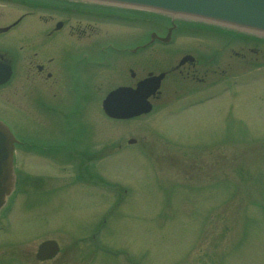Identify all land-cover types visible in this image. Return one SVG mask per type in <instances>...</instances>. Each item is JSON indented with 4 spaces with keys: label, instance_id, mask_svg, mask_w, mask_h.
<instances>
[{
    "label": "rangeland",
    "instance_id": "rangeland-1",
    "mask_svg": "<svg viewBox=\"0 0 264 264\" xmlns=\"http://www.w3.org/2000/svg\"><path fill=\"white\" fill-rule=\"evenodd\" d=\"M18 11L0 4V27L13 21ZM87 23L92 27V21ZM92 28L95 35L101 33L117 43L133 42L134 34L143 42L148 32L140 35V29L113 23ZM46 30V24L28 16L0 34V51L22 64L26 46L39 59L51 56L55 61L64 59L68 48L87 50L85 43L63 33L45 42L41 36ZM221 39L228 42L225 36ZM176 43L174 47L181 49L169 57L174 63L181 53L196 49L206 53V59L219 46L214 39L191 37H180ZM232 48L243 56L239 63L233 60L235 54L230 59L233 70L241 67L234 73L233 81L238 83L234 100L224 95L187 108L182 101L195 102L189 98L194 89L189 83L174 84L178 80L172 77L162 84V96L154 102L156 112L132 121L103 116L100 101L110 79L97 75L100 70L82 68L84 76L75 87L86 92L91 85L94 90L92 100L84 103L83 128L94 138L87 141L91 146L109 142L105 158L90 169L98 182L110 181L114 195L108 199L94 184L81 181L76 173L79 163L57 154L21 151L19 190L2 214L6 227L0 233V264H58L59 258L66 264H264V67L244 71L253 62L250 52L240 50L238 44ZM151 51L150 60L142 52L138 62L154 68L168 62L160 51ZM255 59L264 64L262 54ZM17 69L22 72L20 66ZM222 80L235 85L229 76ZM46 92L38 80L16 77L0 89V119L28 142L70 141L58 137L52 116L31 121L32 101L47 99ZM131 138L136 146L126 144ZM191 179L194 183H188ZM104 213L107 226L97 240L107 252L97 255L89 250L87 237L96 233V222ZM50 238L59 243L61 254L38 262L37 245ZM15 242L20 244L13 249ZM126 249L130 261L119 257ZM21 255L23 261L17 262Z\"/></svg>",
    "mask_w": 264,
    "mask_h": 264
},
{
    "label": "water",
    "instance_id": "water-1",
    "mask_svg": "<svg viewBox=\"0 0 264 264\" xmlns=\"http://www.w3.org/2000/svg\"><path fill=\"white\" fill-rule=\"evenodd\" d=\"M108 3L132 4L167 12L188 13L213 18L264 31V0H98ZM11 139L0 126V205L13 183L11 148H4ZM56 248L51 242L40 246L38 258L52 256Z\"/></svg>",
    "mask_w": 264,
    "mask_h": 264
},
{
    "label": "flooded vegetation",
    "instance_id": "flooded-vegetation-1",
    "mask_svg": "<svg viewBox=\"0 0 264 264\" xmlns=\"http://www.w3.org/2000/svg\"><path fill=\"white\" fill-rule=\"evenodd\" d=\"M54 33L55 32L53 29L50 32H48L47 35L49 37H51L54 35ZM70 33H73V32L71 31ZM82 33H84V32L82 31ZM35 56L36 55H33V57H32L33 60L29 62V65L27 68L28 73H29V71L31 73H34L32 76V80H37L39 78V80L43 83L44 86L49 85L46 83V79L50 80V87H52V86H55V87L53 90L45 89L47 91L46 93L48 95L50 93H52V96L54 98L57 96H60V90L55 89V88L58 87L59 83L61 82L60 74H61V69H63L61 62H54L53 58H49V59L45 60L44 62H39L41 64L37 65L38 61H36ZM48 92H50V93H48ZM59 101L62 102L61 99Z\"/></svg>",
    "mask_w": 264,
    "mask_h": 264
},
{
    "label": "bare ground",
    "instance_id": "bare-ground-1",
    "mask_svg": "<svg viewBox=\"0 0 264 264\" xmlns=\"http://www.w3.org/2000/svg\"><path fill=\"white\" fill-rule=\"evenodd\" d=\"M174 13H172L171 15H173ZM170 15V14H169ZM169 15H167V16H169ZM173 17H175V15H173ZM149 80H145V82H148ZM32 105H33V103H32ZM31 112V111H30Z\"/></svg>",
    "mask_w": 264,
    "mask_h": 264
}]
</instances>
